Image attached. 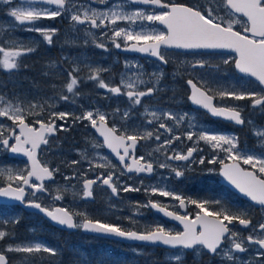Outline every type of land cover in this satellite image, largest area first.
I'll return each mask as SVG.
<instances>
[{"label":"snow or ice","instance_id":"1","mask_svg":"<svg viewBox=\"0 0 264 264\" xmlns=\"http://www.w3.org/2000/svg\"><path fill=\"white\" fill-rule=\"evenodd\" d=\"M3 3L9 4L11 0H2ZM108 0H100V3H107ZM223 6L229 17L236 14H242L246 17V26L243 34L235 31L234 24L240 23L239 19L224 20L223 17L214 15V9L209 8L207 12H202L198 8L189 7L175 3H164L163 0H115L110 8L104 11H98L95 8H83V5H76L73 0H26V4L10 8L8 15L14 18V23L18 22V26L28 25L26 30L39 32L45 41L49 44L52 42V36L55 29H41L35 27L36 22L45 19H54L65 13L71 12V20L75 25H89L90 28H107L112 27L111 39L117 49L121 48L118 38L122 39L125 44L124 50L135 51L139 53L149 54L156 57L160 62L166 64L167 60L162 49L176 48L184 50L197 49H220L232 50L236 53L235 67L240 73L255 77L261 85H264V0H222ZM130 5H143L149 7H138L134 11H127ZM51 6H55V10ZM83 8V11H75L76 8ZM158 10V11H157ZM148 23L145 24L144 22ZM118 22H127L128 27L117 28ZM153 22H158L166 28V31H160L152 27ZM138 29V30H137ZM0 31H3L0 28ZM89 35L92 33L89 32ZM250 34V35H249ZM12 44H20L19 47L5 48L0 46V69L11 72L18 69L19 59L33 51L34 48L25 47L22 43L12 41ZM97 47L103 48V44H98ZM225 60L224 63H228ZM204 61H197L192 65L203 67ZM137 69V71H132ZM79 67H75L68 72L69 82L66 84L67 93L76 95L75 89L78 87L79 79L73 73L79 72ZM104 69H90L88 79L99 81L101 88L107 89L115 95H126L131 106H138L142 103V98L151 96L158 89L156 87H147L146 91L139 90L141 85H145L148 81L142 77L145 73L142 66L125 62V73L121 75L120 85L110 87L104 80L100 79V72ZM130 73V74H129ZM155 77V82L158 85L163 73H152ZM192 89V94L189 97L190 101L197 106L206 109L211 115L226 119L236 124H243L241 112L234 107H217L214 105V97L208 94V91L197 87L192 80L187 81ZM122 89L124 91H122ZM264 89L261 93L252 91L236 92L233 89L217 90V95L221 101L226 98L235 100L250 99L253 108L260 106L264 108ZM61 100H69L68 95H61ZM23 102L18 98L15 102L7 100L3 95H0V118L6 117L12 121L13 129L18 128L19 132L13 129L6 128L0 124V148L13 154H23L27 157L29 167H26L20 172H14L12 168L0 166V178L6 179L7 184L0 187V197L12 198L22 203L26 202V206L38 209L45 216L58 225L65 226L69 229L82 228L85 231L96 233L102 236H115L128 240L141 241L146 244H162L171 249L193 250L199 254L200 249L197 246H202L209 253L217 254L222 248V255L229 261L235 264L237 259L233 253H244L248 249L245 247V240L239 238V233L231 230L229 225L234 221L238 222L245 228L251 225V220L244 218L246 212L237 211L233 213L230 209L221 207L219 211H210L209 204H220V201L208 200H185L182 196L167 190L159 185L146 188L145 191L153 195L163 197H171L179 201V208L183 209L186 203L195 205L199 211L195 218H190L188 215H182L177 211H169L167 206H161L157 202L149 201L148 205L153 209L162 212L164 216L179 221L183 225V231L172 232L165 229L163 226L157 225L154 228L140 231L125 230L121 226L112 223H105L100 220H94L89 217L87 211L71 212L64 207H55L49 209L43 207L41 203L35 201L37 193L46 191L44 186L45 180L53 178L54 173L58 169H50L47 165L41 164L37 158V150L41 145L48 144V137L57 131L56 119L65 120L70 114L66 112H51L48 122H44L38 118L44 111V105L35 102L22 107ZM52 105H49L51 108ZM40 111L37 112L36 109ZM119 111V110H117ZM145 114L151 117L147 121L148 124L159 123V128L171 133L173 129L168 127L163 120H173L179 126L182 121L189 119L188 114L177 115L173 112L152 110L149 111L145 107ZM124 118L127 119L130 115L128 111L124 112ZM26 116L37 117L35 124L39 127H34L26 122ZM93 112H85L83 116L77 117L81 120H89L93 128L103 137V147L110 149L117 157L124 170L128 173H146L151 175L154 171V164L151 160L145 157L135 156L138 141L147 140L153 137L154 132L136 131L133 134L120 133L115 125L107 126L106 114L96 113V118H93ZM190 128L200 127V131H188L186 137L189 141H193V147H189L186 153L174 151L172 155L166 157V161H190L193 158V153L199 151L198 144L200 141L210 145L212 149L219 150L225 153L227 159L232 161L225 164L220 161L221 175L234 185L241 193L245 194L251 201L264 207V154L257 155L253 151L241 150L238 146L236 137L225 134L212 133L207 129L202 128L189 121ZM60 130H65L64 125L59 126ZM7 132V135H5ZM255 135L258 138H264V131H256ZM10 138H14L15 143L10 144ZM155 139H161L159 134H155ZM180 136H172L170 140H164L163 144L157 147L154 151L160 152L162 149L171 145L174 141L180 140ZM264 147V141L261 144ZM93 147H101L94 144ZM151 155V154H150ZM82 159L89 161V170L96 168H107L110 165L107 157L99 156L97 160H90L87 152L81 154ZM128 161V162H126ZM237 161H243L245 165H250L254 171H248L239 166ZM205 162L204 157L200 158V163ZM209 163L216 162L214 156ZM72 165H76L79 161L73 160ZM114 167V166H113ZM160 168H169L167 162L160 163ZM26 171V175L23 172ZM172 171L176 177L182 176L184 173L177 168L172 167ZM259 173V174H258ZM75 175V174H74ZM32 178L39 183H34ZM74 177H65V180ZM13 182H18L17 187H13ZM107 186L111 190L113 196L118 195V188L114 183V173L109 171L107 175L101 173L95 179H83L81 199H89L93 196V186L96 184ZM25 186L31 188L32 200L25 201L26 189ZM68 191L67 188H57L56 195L53 196L54 201H60L64 198V194ZM124 192L139 191L131 186L123 187ZM80 193L73 192V196H78ZM137 207H140L137 205ZM76 217H81L82 222L77 223ZM10 221L4 220V224ZM11 223H19L18 220H13ZM258 235H248L246 240L248 244L258 245L260 252L257 256L264 257V223L258 225V229H254ZM12 233L0 229V240L9 237ZM5 252L14 253H50L56 255V250L45 246L40 242L29 244H9L3 250H0V264H8ZM170 261H175L176 264H182V256L177 251L176 254L169 257ZM21 264H29L27 257L21 259Z\"/></svg>","mask_w":264,"mask_h":264},{"label":"flooded vegetation","instance_id":"2","mask_svg":"<svg viewBox=\"0 0 264 264\" xmlns=\"http://www.w3.org/2000/svg\"><path fill=\"white\" fill-rule=\"evenodd\" d=\"M114 2L115 0H108L107 3H100V0H73V3L76 5H83V8H95L98 11H104L110 8ZM163 2L198 8L205 13L209 8H212L215 10V16L223 17L225 21L229 20L225 17L222 0H163ZM20 4L24 5L26 2ZM4 7L8 6L5 5ZM51 7L55 10V6ZM138 7L149 6L130 5L126 10L134 11ZM83 8L78 7L74 10L82 12ZM235 16L242 21V24H234L233 28L235 31H239L243 34L244 27L246 26V17L240 14H236ZM144 23L147 24L148 22L145 21ZM151 26L160 31H166V28L158 22H153ZM23 27L25 28L24 32L21 26L13 25L9 29V32L12 33V35L8 34L7 37L10 43L9 46L4 44L3 41L6 38H2V33L0 31V46L6 49L19 47V43L16 45L11 43L12 41H17L22 43L25 47L35 49V51L22 56L18 61L20 67L10 72L12 83L15 85L43 86L44 89L42 93H45L46 96L51 95L57 100V104L54 106V112H66L70 114L65 120L56 119L57 131L48 137V144L40 147L38 150V159L40 162L47 165L50 169H58V171L54 173L53 179L44 181L47 192L37 193L35 201L48 208L61 206L75 213L76 210L64 202L66 200L69 202L70 198L64 196L62 200L54 201L48 189V185L56 179L63 183H81L78 190L82 196L84 178L95 179L101 173L107 175L109 171L114 173V183L118 188L119 194L113 196L111 190L107 188V186H102V184L98 183L93 186V200L84 201L81 199L80 202L106 206V201L104 199L108 198L109 200L113 199L117 201V203H120L123 199L127 198L130 193L129 191L124 192L123 186L119 185V183L122 181H129L130 178L151 180L160 175L168 176V180L172 181V190L181 193L186 201L189 199V195H196V197L209 195L211 197L223 199L225 196V185L220 181V169L222 167L220 161L224 163L230 162V160L225 157L224 152L214 150L210 145L200 141L198 144L200 150L193 153V158L190 161H166V157L172 155L174 151L186 153L189 147H193V141L187 139L186 133L188 131L198 132L201 129L200 127L190 128L189 121L212 133L236 137L238 146L241 145L242 140L247 139V141H250L253 139V137L248 134L251 132V127L248 125L249 120H255L258 124L264 126V108L260 106L253 108L250 99L235 100L226 98L221 101L217 95V90L226 89L225 85L232 83L239 86L241 82L244 81H249L254 87L256 86L257 89L254 91V87H244L242 89L243 91L261 93V90L264 89L257 81L237 73L234 67L236 57L234 53L225 52L220 49L184 50L168 48L162 49V54L165 55L167 60V63L164 64L156 57H152L149 54L124 50V41L119 38L118 42L121 44V48L117 49L111 39L113 31L111 26L100 29L90 28L87 24L75 25L71 20V12L65 13L54 19L42 18L36 22L35 27L37 28L56 30L52 36L51 44L45 41L39 32L26 30L28 25ZM116 27H128V24L127 22H118ZM89 32L92 34L89 35ZM98 44H103L104 47H97ZM0 58H2V53H0ZM225 60L229 62L224 63ZM126 61L142 66V70L145 73L142 78L148 81V83L141 85L139 90L146 91L147 87H156L158 89L151 96L142 98V103L138 106H131L126 95L112 94L107 91V89L101 88L99 86V81L88 79L90 69H104V71L100 72V79L104 80L110 87L119 86L121 75L125 73ZM197 61H204V66H196L193 68L192 65ZM75 67H79L80 71L73 73L79 79L78 87L75 89L77 94L73 95L67 93L66 84L69 82L68 72L72 71ZM132 71H137V69H132ZM152 73H163L158 85ZM188 80H192L193 83L202 90L208 91V94L214 97L213 103L215 106L237 108L244 119V125L241 126L235 122L212 116L206 109L193 107L189 99L192 89L187 83ZM240 90V88L235 89L236 92H240ZM122 91L124 90L122 89ZM61 95H68L69 100L65 101L59 99ZM42 96L40 98H42ZM41 103L45 105V111L42 115L44 118L43 121L47 123L51 116V108H49L44 101ZM145 107L152 110L169 111L177 115L187 113L189 119L182 121L179 126H177L173 120H163L162 122L173 129L171 133H168L164 129L159 128L160 122L153 124L147 123L151 117L144 113ZM125 111L130 113L127 119H125L123 115ZM85 112H93V118H96L95 114L97 112L106 114L107 126L112 127L115 125L118 129V135L122 132L127 134H133L136 131L141 133L145 131L154 132L153 137L150 139L138 141L135 156H143L147 160H151L154 164L155 171L149 175L146 173H128L124 170L123 165L120 164L115 154L102 146L103 137L92 127L91 122L86 119H77V117L83 116ZM27 122L35 127L37 126L33 116L32 119ZM61 124L64 125L65 130H60L59 126ZM13 130L17 132L15 128ZM155 134L160 135L161 139L159 141L155 139ZM172 136H180L181 139L174 141L160 152L154 151L163 144L164 140H170ZM14 142V138H10V144ZM94 144L101 145V147L94 148ZM0 152L3 153H0V165L10 163L11 161H17L23 162L26 167H28L25 159L9 157L8 151L2 148H0ZM84 152H87L90 160H97V162L101 163L104 161H99L97 153L99 156L107 157L108 161H110L109 167L89 170V161L81 157V154ZM214 156L216 157V162L209 163L208 161L212 160ZM43 157H45L46 160H44ZM201 157H204L205 160L203 164L200 163ZM73 160L79 161V163L72 165L71 162ZM164 162L170 164L171 167L160 168L159 164ZM239 162L244 168H252L250 165H245L241 161ZM172 167L183 171L184 174L180 177H176L175 173L172 171ZM23 174L25 175L26 171L23 172ZM65 177L74 178L65 180ZM3 182L4 181L0 180V187L7 184ZM184 184L185 186H183ZM13 185L18 186V183H14ZM32 191L31 188L26 187L25 201L33 199ZM40 195H45V198L50 200V202L46 203L38 200L37 197ZM150 200L159 203L161 206H167V209L171 211H177L180 214L188 215L190 218L196 215V213H192L196 211L195 205L192 204L186 203L185 210H182L179 208V201H177L178 205L173 206L167 198H162L159 195H150L143 198L142 202L139 204V215H142V218L144 215L156 218L159 221H156L158 225L172 232H178L181 229L174 223L155 213L150 206L144 207V205H148ZM234 204L236 209L242 208L239 211H244V208L247 207V214L244 218L251 220V225L241 230H250L252 233L256 232L254 229H258L257 224L260 218L258 213H260V209L262 208H257L250 203H242L240 201H236ZM20 207L16 208L19 209ZM124 209H126V206L122 208V211ZM209 210L211 211L212 209L209 208ZM115 211L118 212V210ZM89 217L105 223H112L104 217V215H92ZM76 222H82V220L80 221V217H76ZM125 224L126 223H118L117 225L127 230L123 227L126 226ZM236 227H238V224L234 221L233 224L230 225V228L233 231ZM149 229L151 228H144L139 231L143 232V230ZM76 230L82 232L80 228ZM157 248L161 249L160 251L168 260V253L176 251V249ZM150 249L152 248H149V250ZM186 252L187 256L185 257L186 259L184 258L182 260V264H187L190 260H192V264H207L204 258H192L191 253L193 251ZM5 254L9 258L12 252H5ZM218 261L219 260L214 259L211 264H216ZM221 261L223 262V260Z\"/></svg>","mask_w":264,"mask_h":264},{"label":"rangeland","instance_id":"3","mask_svg":"<svg viewBox=\"0 0 264 264\" xmlns=\"http://www.w3.org/2000/svg\"><path fill=\"white\" fill-rule=\"evenodd\" d=\"M5 5H7L8 7H4ZM23 4H20L17 2V0H11V2L9 4H5L2 2V0H0V8L4 10L5 13H1L0 14V27L3 29V31H1L3 37H5L6 39H4V44H6L7 46H9V41L7 39V36L5 35H12V33L9 32V29L15 25L18 26V22L17 24L14 23V18L9 16L8 13L10 10V8L13 7H17ZM224 12H225V17L228 19H239L236 16L233 17H229L227 15V12L224 8ZM240 20V19H239ZM240 24H242V21L240 20ZM23 28V32L25 30L24 27ZM5 31V33L3 34V32ZM22 87L21 85H17ZM244 87H251L253 88L254 86L249 82V81H244L241 82V85L236 86L235 84L229 83L228 85H225L226 89H241L240 91H243L242 89ZM257 89V87L255 86L253 88V90L255 91ZM3 93V91H1ZM0 95H3L5 97V99L7 100H12L13 102L16 101V99L18 98L22 103V107L26 108L28 104L30 103H37V104H42V101H44V103L46 105H52L50 113L54 111V106L57 104V100H55V98L51 95L46 96L45 93H41V95H39L38 93L34 92L33 90L31 91H27L25 89H18L12 92H8L6 91V93H3ZM44 95V96H42ZM42 96V98H40ZM45 107V105H44ZM149 111H152V109L148 108ZM37 112L40 111L39 108L36 109ZM45 111V109H44ZM43 111V112H44ZM43 112L41 113V115L38 117L40 119H44L43 118ZM145 113V112H144ZM37 117H34V121ZM0 124H3L6 126V128L11 129L13 128L12 125V121L8 120L6 117L4 118H0ZM248 125L251 127V132L248 133L250 134L249 136H252L253 139H251L250 141H247V139L242 140L241 141V145L239 146V148L241 150H248V151H253L255 152L257 155L260 154H264V147L261 146L262 141H264V138H258L255 135L256 131H264V126L258 124L255 120H249L248 121ZM7 135V132H5ZM2 153V152H0ZM3 154V153H2ZM225 157L227 158V156L225 155ZM44 160H46L45 157H43ZM243 163V161H241ZM244 164V163H243ZM3 166L5 168H12L14 170V172H20L21 170H24L26 168V165L23 162H14L11 161L10 163H5L4 165H0ZM263 176V175H262ZM0 180L4 181L3 183H7L6 179L0 178ZM14 183H18V182H13ZM172 181L168 180V176L166 175H160L155 179H151V180H146V179H136V178H130L129 181H122L121 183H119V185L126 187V186H131L132 188H137L139 189V191H129L130 195L123 199L120 203H117V201L115 200H109L108 198L104 199L106 201V206L103 205H91V203H83L80 202L81 201V195L78 196H73V192H77L79 193L78 187L81 186V183H63L60 182L58 179L54 180L53 182H51L48 185V189L50 190L52 196L56 195V190L57 188L60 189H64L67 188L68 191L64 194L65 197L70 198V201L67 202L64 201L68 206L73 207V209L76 210V212H80V211H87V213L89 214V216H95V215H104V217H106L109 221H111L112 223H126L125 227L127 230L130 229H135V230H142V229H147V228H153L154 226L158 225L156 221H158L156 218L152 217V216H147L144 215V217L142 218V215H139V207H137V205H139L142 202L143 198H146L150 195H153L149 192H146L145 189L146 188H150L151 186L154 185H159L160 187H165L167 188V190H170L172 192H174L172 190L173 185L171 184ZM185 186V184L183 185ZM177 195L182 196L181 193L179 192H174ZM158 195V194H156ZM160 196V195H159ZM162 198H167L168 201L173 205L176 206L177 201L172 199L171 197H163ZM189 199H196L198 201L200 200H208V201H220V204H209V208L212 209L211 211H219L221 207L223 208H227L230 209L233 213L239 211L242 208H237L235 206V202H231L229 200H226L225 197H223V199L221 198H216V197H211L209 195H204L202 196H198L196 197V195L193 196H188ZM38 200H41L43 202L49 203L50 200H47L45 198V195H40L37 197ZM111 199V198H110ZM187 199V200H189ZM81 203V204H80ZM126 206V209H124L122 211V208ZM115 210H118V212H116ZM195 212L192 213H197L199 210H197L195 208ZM247 207L244 208V212H246ZM4 213V214H3ZM18 211L12 208H4V209H0V214H2V216L0 215V229H3L5 231L8 232V228L1 225L3 223L4 220H8V221H13L16 219L17 215H18ZM258 215L260 216L259 218V223L257 224V227L260 223H264V209H260V213H258ZM82 220V218L80 217V221ZM159 222V221H158ZM144 231V230H143ZM234 232L239 233V238H242L245 240V247L248 249L246 252L244 253H233L234 256L237 257V259L235 260V264H264V257H260L257 256V253L261 251V249H259L258 245H254V244H248L247 243V236L248 235H258V232H254L252 233L250 230H241L239 227H236L234 230ZM10 237V236H9ZM6 237L3 240H0V250H3L7 247V245L9 244H29V243H35V242H40V239L34 238L31 235H24L20 238H16L13 236V238ZM10 240V241H9ZM44 244V243H42ZM45 245V244H44ZM198 249H200L199 254H197V252L193 251L191 253L192 258L195 259H201L205 257L206 252L202 249V247H197ZM223 248L215 255V260H223L224 262L229 261L227 260L223 255ZM177 251L179 252V254L182 256V260L187 256V252L184 250H176L172 253H168V257L174 255L177 253ZM22 254V253H20ZM18 255L17 253L15 254L14 252H12V254L10 256H15ZM31 255V254H29ZM9 256V259L11 258ZM50 258H51V262L49 264H59L57 262V258L54 255L50 254ZM186 259V258H185ZM210 260V259H208ZM212 261H214L212 259ZM230 264H233L232 261H229ZM10 264H17L13 261H11ZM217 264V262H216Z\"/></svg>","mask_w":264,"mask_h":264},{"label":"trees","instance_id":"4","mask_svg":"<svg viewBox=\"0 0 264 264\" xmlns=\"http://www.w3.org/2000/svg\"><path fill=\"white\" fill-rule=\"evenodd\" d=\"M1 13H5L3 9H0ZM5 36L8 37V35ZM21 86L12 83L10 72L3 69L0 70L1 94L6 93V91L12 92L18 89H25L27 91L33 90L41 95L44 89L43 86ZM31 119L32 116H26L27 121ZM227 189L225 187L224 197L226 200L231 202L243 201L242 198H239ZM1 208L3 207L0 206ZM17 211L19 213L15 220H18L19 223L9 222L8 224H1L8 228V232L12 233L9 239L13 238V236L20 238L24 235H31L34 238L40 239L45 246L56 250L57 254L54 256L57 258L59 264H176L175 261L166 259L160 251L161 249L152 248L149 250L147 247L140 248L139 246H133L94 235H87L79 230L71 232L64 231L51 225L38 214L28 217L24 210ZM0 215L2 216V214ZM17 254L10 256V263L13 261L21 264V259L25 257H27L29 264H49L51 262L50 253L40 252L31 255L25 253ZM205 257L207 258L208 255L205 254ZM206 261L207 264H211V261ZM192 263V260H190L187 264Z\"/></svg>","mask_w":264,"mask_h":264},{"label":"water","instance_id":"5","mask_svg":"<svg viewBox=\"0 0 264 264\" xmlns=\"http://www.w3.org/2000/svg\"><path fill=\"white\" fill-rule=\"evenodd\" d=\"M18 2H26V0H17ZM240 15H242V14H240ZM223 51H225V52H229V53H234L235 55H236V53L234 52V51H232V50H223ZM234 67H235V63H234ZM235 70L237 71V73H239L240 75H242V76H245V77H249V78H251V79H253V80H255V81H257L258 83H259V81L255 78V77H251V76H249V75H246V74H243V73H240L239 72V70L238 69H236V67H235ZM260 84V83H259ZM261 85V84H260ZM262 87H264V85H261ZM192 94V93H191ZM191 96V95H190ZM191 104H192V106L193 107H195V108H199V109H203L202 107H200V106H197V105H194L192 102H191ZM213 116V115H212ZM223 119V118H222ZM243 119V118H242ZM226 120V119H225ZM244 120V119H243ZM27 122V121H26ZM28 123V122H27ZM241 126H243L244 125V123L243 124H240ZM34 126V125H33ZM35 127V126H34ZM36 127H39L38 125L36 126ZM17 130H18V132H19V129L18 128H16ZM51 135H53V134H51ZM15 143V142H14ZM42 146H45V145H41V147ZM39 150V149H38ZM38 150H37V158H38ZM110 150V149H109ZM111 151V150H110ZM8 155L9 156H13V157H15V156H17V157H19V158H23V159H25V161L27 162V164H28V167H29V162H28V159H27V157L26 156H24L23 154H13V153H11V152H8ZM40 161V160H39ZM232 161H230V162H226L225 164H228V163H231ZM237 163L239 164V166L241 167V168H243V169H246V170H248V171H254L253 169H249V168H244V167H242V165L239 163V161H237ZM42 164V163H41ZM27 174V173H26ZM220 176H221V179H220V181L225 185V186H227L231 191H233L234 193H236V194H238L239 196H241L242 198H244V199H246V200H248L252 205H254L255 207H262V206H260V205H258V204H256L255 202H253V201H251V199L249 198V197H247L245 194H243V193H241L234 185H232L229 181H227L222 175H221V169H220ZM262 178V177H261ZM53 179V178H52ZM51 180V179H50ZM32 181H35V179L34 178H32ZM45 181H49V180H45ZM36 182H38V181H36ZM39 183V182H38ZM4 186H6V185H4ZM4 186H1V187H4ZM13 187H17V186H14V185H12ZM26 187L27 186H25V189H26ZM45 192H47V191H44V193ZM26 198V197H25ZM84 201H92L93 200V197H91V198H89V199H83ZM37 202V201H36ZM39 203V202H38ZM0 204H4V205H19V206H21L24 210H26V211H29V212H33V213H36V214H39V215H41V217H43L45 220H47L51 225H53V226H55V227H57V228H59V229H62V230H66V231H74L75 229H77V228H75V229H69V228H67V227H65V226H61V225H58L57 223H55V222H53V221H51V219L50 218H48L47 216H45V214L44 213H42V212H40L38 209H35V208H33V207H28V206H26V202L25 203H22V202H20V201H16V200H14V199H12V198H7V197H0ZM44 207V206H43ZM55 207H61V206H53L52 208H55ZM52 208H49V209H52ZM262 208H264V207H262ZM153 209V208H152ZM169 211H171L170 209H168ZM182 210H185V208H183ZM153 211L155 212V213H157V214H159L161 217H163L164 219H166V220H168V221H170V222H172V223H174L176 226H178L181 230L180 231H183V225L182 224H180V222L179 221H176V220H174V219H172V218H169V217H166V216H164V214L162 213V212H159L158 210H156V209H153ZM183 215V214H182ZM193 218H195V217H193ZM233 224V223H232ZM231 224V225H232ZM238 226L241 228V229H246L244 226H242V225H240L239 223H238ZM230 227V226H229ZM81 229V231L83 232V233H85V234H88V235H94V236H97V237H102V238H106V239H110V240H114V241H118V242H122V243H126V244H138V245H141V246H148V247H161V248H166V249H171V248H169V247H167V246H164V245H162V244H146V243H144V242H141V241H135V240H128V239H124V238H120V237H115V236H102V235H99V234H96V233H92V232H89V231H85L84 229H82V228H80ZM130 230H132V231H138V230H135V229H130ZM141 232V231H140ZM197 247H202V246H197ZM185 250V249H184ZM206 252H207V254H209L210 256H213V255H215V254H212V253H209L206 249H204ZM186 251H192V250H186Z\"/></svg>","mask_w":264,"mask_h":264},{"label":"bare ground","instance_id":"6","mask_svg":"<svg viewBox=\"0 0 264 264\" xmlns=\"http://www.w3.org/2000/svg\"><path fill=\"white\" fill-rule=\"evenodd\" d=\"M27 121V120H26ZM0 206L4 207L5 205L4 204H0ZM45 207V206H44ZM48 208V207H47ZM57 228V227H56ZM59 229V228H58ZM62 230V229H61ZM76 230V229H75ZM74 230V231H75ZM81 230V229H80ZM66 231V230H64ZM71 232V231H70ZM83 233V232H82ZM85 234V233H84ZM88 235V234H87ZM154 248H157V247H154ZM7 260H8V264H10V259L7 257Z\"/></svg>","mask_w":264,"mask_h":264}]
</instances>
